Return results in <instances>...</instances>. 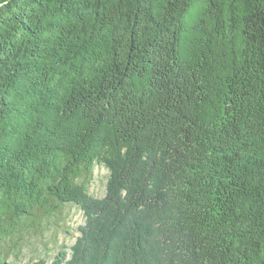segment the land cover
I'll use <instances>...</instances> for the list:
<instances>
[{
    "label": "trees",
    "instance_id": "16d2710c",
    "mask_svg": "<svg viewBox=\"0 0 264 264\" xmlns=\"http://www.w3.org/2000/svg\"><path fill=\"white\" fill-rule=\"evenodd\" d=\"M74 205L51 264H264V0H0V264Z\"/></svg>",
    "mask_w": 264,
    "mask_h": 264
},
{
    "label": "rangeland",
    "instance_id": "374dc122",
    "mask_svg": "<svg viewBox=\"0 0 264 264\" xmlns=\"http://www.w3.org/2000/svg\"><path fill=\"white\" fill-rule=\"evenodd\" d=\"M109 171L106 167L96 168L95 178L90 186V192L94 198H104L107 193V179ZM87 216L77 205L70 209L66 208L63 215L51 221L50 229L42 238L30 237L26 247L23 249V257L29 260L46 258L47 264L53 263L59 249L67 247L69 257L72 246L81 235L79 228L85 224Z\"/></svg>",
    "mask_w": 264,
    "mask_h": 264
}]
</instances>
